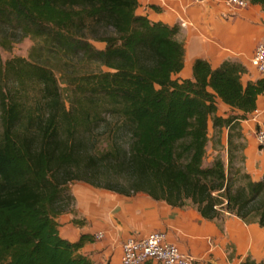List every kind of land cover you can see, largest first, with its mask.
<instances>
[{
  "label": "trees",
  "instance_id": "trees-1",
  "mask_svg": "<svg viewBox=\"0 0 264 264\" xmlns=\"http://www.w3.org/2000/svg\"><path fill=\"white\" fill-rule=\"evenodd\" d=\"M247 2L264 13V0ZM137 5L0 0V47L35 41L28 58L0 59V264H95L79 251L93 235L70 241L55 220L73 210L74 180L264 227V174L253 180L244 168L240 124L264 94V76L243 82L241 63L196 58L190 78L174 77L179 26L137 14ZM217 99L228 115L217 114ZM224 128L225 159L216 149ZM210 138L217 153L205 165Z\"/></svg>",
  "mask_w": 264,
  "mask_h": 264
},
{
  "label": "crops",
  "instance_id": "crops-1",
  "mask_svg": "<svg viewBox=\"0 0 264 264\" xmlns=\"http://www.w3.org/2000/svg\"><path fill=\"white\" fill-rule=\"evenodd\" d=\"M137 1V14L179 26L177 39L184 48L183 67L174 77L190 78L196 58L206 60L212 67L225 60L241 63L246 68L241 77L243 82L262 76L250 62L257 44L264 42V13L260 5L248 3L244 8H234L223 0H201L193 5L191 0ZM181 20L188 25L180 26ZM216 105L228 110L222 116L230 113V107L221 100L217 99ZM255 111L264 118V94L258 96L255 110L240 123L245 144L244 168L253 180H258L264 174V150L258 147L250 124ZM223 130L222 142L226 145L227 129ZM90 201L96 206L95 199L90 198L87 203ZM110 201L115 204L113 219L107 216L108 209L85 211L81 203L75 210L85 218L83 223L73 220L75 215L62 213L55 218L63 238L76 241L81 234L93 235V240L85 242L79 251L95 264H118L125 239L139 238L153 230L165 232L167 241L194 256L198 264H239L247 256L256 261L264 260V232L239 225L241 220L236 216L237 219L225 220L220 228L213 220L202 218L195 209L173 207L147 194L116 196ZM97 231L102 233L99 238L95 237Z\"/></svg>",
  "mask_w": 264,
  "mask_h": 264
},
{
  "label": "built area",
  "instance_id": "built-area-1",
  "mask_svg": "<svg viewBox=\"0 0 264 264\" xmlns=\"http://www.w3.org/2000/svg\"><path fill=\"white\" fill-rule=\"evenodd\" d=\"M201 0H191V4H197ZM234 8H244L247 0H223ZM180 26H187V22L181 20ZM257 72L264 76V42H259L250 60ZM251 120L254 125V134L257 145L264 150V118L255 111ZM102 233L95 232V237H101ZM198 264V260L189 253L183 252L176 244L167 241L166 234L160 230L147 232L142 237L133 236L124 240L121 245V255L118 264Z\"/></svg>",
  "mask_w": 264,
  "mask_h": 264
},
{
  "label": "rangeland",
  "instance_id": "rangeland-1",
  "mask_svg": "<svg viewBox=\"0 0 264 264\" xmlns=\"http://www.w3.org/2000/svg\"><path fill=\"white\" fill-rule=\"evenodd\" d=\"M35 45V41L26 37L23 38L17 42H14L11 46L10 49H3L2 47H0V59L1 61H4L8 58L11 57H15V56H19V57H24V58H28L29 57V53L31 48ZM95 45L97 47H102L103 44L100 42H96ZM57 77L59 78V74L56 72ZM59 82L61 87H64L65 84L61 82V79L59 78ZM218 113L219 114H227L228 110L218 106ZM250 124L253 130V122H251L250 120ZM212 128L211 126L209 127V136H212ZM254 132V130H253ZM223 135H225V130H223L222 133V140H223ZM223 143V142H222ZM216 149L218 150L220 156L225 159L226 158V152H225V142L223 143V146L221 147H216ZM215 149V145L212 141V138H210L208 144H207V148H206V155L204 158V164L207 165L212 158L215 156V154L217 153V150ZM237 165H240V163H237ZM118 186L117 184L113 183H106L104 181H96L94 183V185H91L87 182L84 181H80V180H74L72 182H70L68 184V188H67V192L70 193L72 195V203H71V208L73 209L72 212H65L63 213V215L65 216H70V215H75L76 218H74L76 221L83 223L85 221V218H83L82 214H78L76 209V205L78 203H81V208L85 211H95V208H102V209H108L109 214H107L108 217H110V219L115 217V204L112 205V201H110V198L112 197H129L135 194H145L143 192H134V193H129V194H123V193H119L117 192L118 190ZM90 198L95 199L96 202V206L95 205H91V201L90 203H87L88 200H90ZM88 204V205H87ZM107 206V207H106ZM113 207V209L111 208ZM183 208H186L188 210H194L193 207L191 206H185ZM57 218V217H56ZM229 218H233V219H237L233 214H225L223 216V220H213V223H215V225L217 227L222 226V224L225 222V220L229 219ZM235 224V223H234ZM239 225L244 226L245 228L247 227H255L257 229H259L260 231L264 232V227H259L257 224H245L241 221V223ZM234 227H236L237 225H233ZM233 227V228H234ZM233 248V244H230Z\"/></svg>",
  "mask_w": 264,
  "mask_h": 264
},
{
  "label": "bare ground",
  "instance_id": "bare-ground-1",
  "mask_svg": "<svg viewBox=\"0 0 264 264\" xmlns=\"http://www.w3.org/2000/svg\"><path fill=\"white\" fill-rule=\"evenodd\" d=\"M242 234V233H241Z\"/></svg>",
  "mask_w": 264,
  "mask_h": 264
}]
</instances>
